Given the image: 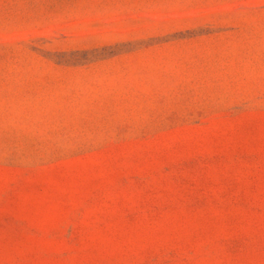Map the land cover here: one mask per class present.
Returning a JSON list of instances; mask_svg holds the SVG:
<instances>
[{
    "label": "rangeland",
    "instance_id": "1",
    "mask_svg": "<svg viewBox=\"0 0 264 264\" xmlns=\"http://www.w3.org/2000/svg\"><path fill=\"white\" fill-rule=\"evenodd\" d=\"M0 264H264V0H0Z\"/></svg>",
    "mask_w": 264,
    "mask_h": 264
}]
</instances>
